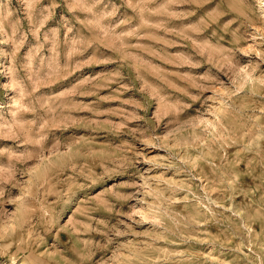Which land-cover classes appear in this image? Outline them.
Here are the masks:
<instances>
[{
    "label": "rangeland",
    "instance_id": "rangeland-1",
    "mask_svg": "<svg viewBox=\"0 0 264 264\" xmlns=\"http://www.w3.org/2000/svg\"><path fill=\"white\" fill-rule=\"evenodd\" d=\"M0 264H264V0H0Z\"/></svg>",
    "mask_w": 264,
    "mask_h": 264
}]
</instances>
